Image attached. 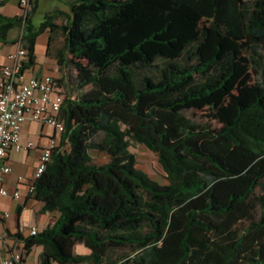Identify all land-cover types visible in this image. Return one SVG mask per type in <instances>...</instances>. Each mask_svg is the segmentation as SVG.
Wrapping results in <instances>:
<instances>
[{
	"label": "trees",
	"instance_id": "obj_1",
	"mask_svg": "<svg viewBox=\"0 0 264 264\" xmlns=\"http://www.w3.org/2000/svg\"><path fill=\"white\" fill-rule=\"evenodd\" d=\"M35 10L0 14V41L21 35L28 68L37 37L61 29L56 59L75 70L78 97L65 95L60 144L33 184L59 216L17 235L25 249L43 244L40 264H264V192L256 194L264 189V0L250 15L242 0H72L63 25L47 13L36 26ZM184 49L195 52L191 70L173 67L155 85L137 75L139 62ZM209 71L223 77L195 92L180 87ZM221 105L216 126L184 112ZM140 144L157 154L168 183L137 168L130 146ZM91 148L110 160L92 163ZM79 243L89 254L76 253ZM123 247L130 253H114Z\"/></svg>",
	"mask_w": 264,
	"mask_h": 264
},
{
	"label": "crops",
	"instance_id": "obj_2",
	"mask_svg": "<svg viewBox=\"0 0 264 264\" xmlns=\"http://www.w3.org/2000/svg\"><path fill=\"white\" fill-rule=\"evenodd\" d=\"M63 2L65 7H57L47 12L56 13L58 15L55 19V23L58 25L66 24L69 19L68 16L71 15L72 0H63ZM10 3H13L17 8L14 15L23 14L19 6V0H7L4 5L0 4V14L4 13L3 9ZM39 3L40 0H33L32 2L33 7L36 8L35 12L39 7ZM35 25L38 26L40 24L37 25L35 23ZM58 30L52 32L46 30L37 37L35 45L36 61L34 65L28 67V71L30 75L38 77L52 75L57 79V84L62 83V88H57V90L66 95L64 87L68 86L66 70L69 69V67L66 69L65 66L61 69L57 63V53L53 55L50 50L53 45L54 34ZM17 36L18 32L12 31L9 37L11 40H16ZM16 47V43H3L0 41V68L10 63L8 54L10 51L16 49ZM39 51H44L45 60L43 62H40L38 58ZM68 96L75 98V96L72 95ZM54 137L60 139V135L51 125L27 121L23 125L22 140L23 142L33 141L35 146L29 150L19 152L11 149L7 158L12 167V172L6 176L5 186L10 194L8 196L0 195V207L4 211H8L10 216L2 220L0 231L5 235L7 251L14 250L23 253L24 260L21 264H40L45 246L43 244H36L33 245L30 250H26L25 241L18 238L17 235H21L24 238L31 236L32 227H36L39 233L47 227L52 226L59 216L58 211L45 209V203L36 199L30 191L31 186H33L36 180L35 174L42 150L49 143V140ZM15 192L19 193L18 198L13 196ZM77 245L84 246L80 243ZM84 250L85 253L81 252L77 254H89V249L87 247L84 246ZM53 264L59 263L54 261Z\"/></svg>",
	"mask_w": 264,
	"mask_h": 264
},
{
	"label": "built area",
	"instance_id": "obj_3",
	"mask_svg": "<svg viewBox=\"0 0 264 264\" xmlns=\"http://www.w3.org/2000/svg\"><path fill=\"white\" fill-rule=\"evenodd\" d=\"M33 0H19V6L26 15L32 8ZM16 49L8 54L9 64L0 68V195L8 196L5 178L12 172L8 161L9 151L29 150L34 147L33 141L23 142L22 130L27 121L51 125L61 135L65 130L62 104L65 95L57 90V79L52 75L41 77L29 74L24 67L27 50L18 38ZM57 137L51 138L43 148L35 178H38L48 166L52 153L60 144ZM34 186L30 191L33 192ZM18 198L19 193L15 192ZM10 216L0 207V224ZM38 233L31 228V235ZM24 260L21 251L6 250L5 235L0 231V264H21Z\"/></svg>",
	"mask_w": 264,
	"mask_h": 264
},
{
	"label": "rangeland",
	"instance_id": "obj_4",
	"mask_svg": "<svg viewBox=\"0 0 264 264\" xmlns=\"http://www.w3.org/2000/svg\"><path fill=\"white\" fill-rule=\"evenodd\" d=\"M256 1L257 0H242L243 8L247 11L248 15L254 13L256 9ZM57 7H65L63 0H40L39 7L37 8V11L35 12L34 15V22L37 25L40 24L42 21H44L47 12H49L50 10H54ZM16 11H17L16 6L13 3H10L3 9L4 13L2 14L7 16H14ZM17 32L18 31H16V33ZM64 43H65V36L62 30L60 29L56 31L54 34V40L52 42L53 45L50 48L52 54L56 55V53L61 48H63ZM237 43L242 48L243 55L245 57H249V51L247 50L246 44L239 39H237ZM194 55H195L194 51L184 49L173 59H164L161 57H157L153 60V62L150 63L139 62V66H137L135 70L139 77L147 76V80L151 84L153 85H155L156 83L163 84L169 81L171 69L173 67H179L182 71L191 70L193 65L196 64ZM38 58L40 62H43L45 60L44 51H39ZM66 72H67L66 80L68 81V86L64 87L66 94L78 97L77 90L73 86L76 72L72 68L67 69ZM215 75H216L215 71L207 72L206 76H202L198 72H193L190 75L187 82L181 84L180 87L186 92H195L205 83L215 84L223 77V76L215 77ZM213 77H215L214 82L211 81ZM252 77L255 79L256 74L252 73ZM61 85L62 83L57 84L56 87L58 89H61L62 88ZM229 103L230 100H227L226 102H224L223 105L226 106ZM223 105H221L219 108H213L210 106H204L201 108L188 107L184 109V112L189 117H192L199 121L201 120L211 121V123L216 126L219 124V122L216 119H212L213 118L212 116H214V114L220 116L218 112L224 109ZM207 115L210 117H207ZM130 150L136 154L137 157L136 166L138 169L147 173L153 180L161 184L168 183L166 172L164 171L162 165L160 164L156 153H154L152 150H150L148 147H146L143 144L137 146L131 145ZM89 155L91 157L92 163H96V164H105L110 160V157L106 152L95 148H91L89 150ZM263 192L264 189L261 187H259L256 190V194H261ZM75 249H76V253H81V252L85 253L86 250V249L84 250V246L82 245H76ZM130 251H131L130 247H123L121 249H118L114 253H130Z\"/></svg>",
	"mask_w": 264,
	"mask_h": 264
}]
</instances>
